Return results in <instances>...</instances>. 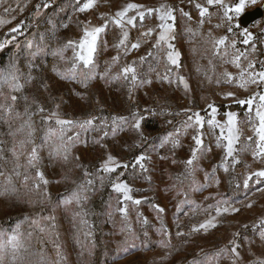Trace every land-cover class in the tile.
<instances>
[{"label":"rangeland","instance_id":"obj_1","mask_svg":"<svg viewBox=\"0 0 264 264\" xmlns=\"http://www.w3.org/2000/svg\"><path fill=\"white\" fill-rule=\"evenodd\" d=\"M49 2L51 7L47 9L41 7L39 16L35 15L36 5H42L43 0H5L4 5L0 6V18L7 20L15 17L11 23L0 27V40L11 39L10 29L22 22L25 25L21 29L22 34H16L17 38L14 42L0 50V69L6 68L14 58L18 61L20 82L25 84L23 91L18 93H10L7 87L3 89L5 96L11 94L18 96L15 111H19L23 119L0 118V142H2L0 148H3V152L0 153L2 157L0 173H3L0 175V188L6 186L8 178L11 177L12 185L18 190L16 194L8 193L0 196V231L11 233L15 231L17 225H20L24 234L23 239L30 245V252L46 250L51 261L56 259L54 244H59L67 257L66 264H193V261L202 259L204 253L211 254L228 245L235 232L240 233L236 240L240 244L238 251L242 256L241 264H254L258 257L264 258V245H261L253 227L264 216V193L259 191L260 188H264V184L253 183L247 190L235 186L243 179L240 173L244 169V163L252 164L253 169L264 165L253 162L250 154H244L242 156L244 163L237 165L235 171L230 169L229 172H224L222 167H218L223 159V150L216 147L215 139L205 125V145H210L212 151L198 161L197 166L201 170L195 173L197 184L194 185L193 178L186 176V166L183 163L190 157L193 130L190 129L186 135L180 136V145L174 149L171 144H165L163 148L159 146L163 137L179 128L181 122L186 119L187 114L183 110L187 108L200 111L201 115L207 118L205 111L207 104L214 102L219 109L217 117L219 120L225 119L226 111L237 112L240 120H244L246 107L236 104L235 98H246L255 91L264 90V86L262 88L252 86L245 91L235 84L217 83L220 73L227 70L237 74L238 69L231 64H222L218 57H214L212 45L206 40L210 41L208 33L211 32L216 38L228 35L229 40L235 38L241 41L243 37L240 33L243 28L241 26L236 28L235 25L239 24V19L246 12L256 8L264 9V0L249 4L239 18H235L233 13L234 19L231 22L223 18V9L209 6L211 15L205 18L202 28L199 26V12L194 6L197 0L192 2L189 0H98L96 7L85 13L76 12V0H49ZM128 2L142 4L146 8L158 7L160 3L166 2L173 8L182 7L191 14L192 20L188 21L179 12L176 13V39L173 41L181 53V67L178 72L187 79L190 92L186 93L182 85L177 83L161 82L155 72H150V67L157 68L158 71L164 69L163 60H157V50L153 47L155 34L147 42L141 40V47L138 50L129 48L128 54L125 55L123 49L115 47L119 30L111 25L101 35L96 53L97 76L90 81L87 88L75 81L62 79L54 71V69L64 71L70 67L69 63L54 57L51 53L58 45H63L68 40H79L82 36L81 21L91 20L93 25H102L104 21L100 19L101 14L114 15ZM199 2L204 3L205 0ZM226 3L235 5L238 0H226ZM6 7H11L15 11L5 13ZM52 23L57 26L55 38L51 32ZM64 24H68V27L64 28ZM157 24L158 20L155 16L146 17L143 27L138 23L136 28L130 29L129 45L141 38L142 31L155 28ZM217 24L221 27L217 28ZM229 26L233 27V33H228ZM187 27L202 34L191 36L186 30ZM247 29L254 35L255 40L249 45L238 42L237 47L242 51H248L250 58L257 61L256 67L259 69L261 67L259 62L264 61V18ZM41 34L44 36L43 41L40 39ZM29 39H33L44 51L34 57L30 56L25 48ZM17 43L20 45L19 51L15 47ZM253 45L256 48L255 53H251ZM149 52L152 53L151 56L148 55ZM118 54L119 63L112 64V58ZM159 55L163 57L164 54L161 52ZM71 56L72 50L68 49L65 57ZM142 56L146 59L143 64L137 63L138 75L140 79L151 78L153 82L151 85L136 87L129 92L130 84L122 79L113 80L112 77L117 75L124 65L133 61L138 62ZM242 63L246 64V61L242 60ZM109 66L111 70L108 77L101 78ZM29 75L34 77L31 83L26 82ZM229 91L234 92L236 97L225 99L223 94ZM22 96L28 97L27 104L20 98ZM0 102L3 100L0 99ZM38 104L45 108V112L32 117L35 128L34 144L41 158L39 167L50 181L47 185L50 199L24 188L22 179L27 166L26 155H21L19 160L21 167L16 168L17 161L10 151L14 144L18 146V142L26 138L25 133H19L15 138L11 135V132L19 128L23 120L27 119L23 116L25 107L30 112H36ZM57 104L60 105L58 110L55 108ZM146 107L154 108L156 114L143 113L147 117L142 125L143 140L130 127L118 129L116 134L112 135L113 116L127 117L133 111L137 109L143 111ZM52 111H58L61 119L75 122L97 118L93 127L85 129L73 127L66 133L67 136H76L79 133L80 141L72 149L68 162L49 156L51 142L46 138L49 125L41 119V115L47 116ZM162 112L164 114H161ZM176 113L181 114L176 115ZM2 116L3 113H0V117ZM102 117L108 118L107 128L100 127ZM51 126L58 127L54 120ZM242 128L244 137L253 134L247 125H242ZM105 131H108V136H104ZM138 141L139 146H136ZM241 142L243 143V137ZM32 146L29 144L27 151L30 152ZM107 153L129 165L141 153L150 157L145 161L147 171H141L138 167L118 169V172H125L122 179L132 186L133 197L142 200L139 206L129 202L127 222L115 211L117 194L112 191L107 178L103 186L99 180L95 181L86 193L88 199L83 202L82 208L77 207L75 203L67 207L63 204V200L77 188V185L84 182V170L96 173L102 161L106 159ZM76 157L79 159L77 160ZM161 157L166 158L161 159ZM173 160L176 162L173 163ZM213 168H216L215 175L220 181L218 187L213 181L205 179V172L211 173ZM16 171L21 172L22 175L17 176ZM28 174L34 175L35 169H29ZM112 175L114 177L116 174ZM91 178L95 180V176ZM209 184L211 186H208ZM31 185L32 180H29V188ZM198 185L204 187L194 190ZM43 189L44 186L41 185V192ZM218 200H227L241 210L233 215L221 216L219 226L206 234L201 232L191 237H176L177 224L180 226V231L187 233L193 224H198L206 218L207 214L196 209L197 205L207 208ZM182 201L189 202L182 204ZM249 201H255L251 209L243 206ZM154 204L165 209L162 219L172 233V246L169 248L160 244L164 237L157 232L160 220L157 219V213L152 208ZM80 211L87 213L84 218L91 225L90 228L82 225L79 217L74 218L73 213ZM138 213L147 217V224L141 222ZM50 216L54 217V220L46 219ZM126 223L130 224L135 233V237L130 238L127 244H125L127 233L122 234L120 231ZM244 225L248 227L245 228ZM40 228L48 231L41 232ZM89 230L92 236L85 237L83 233ZM29 233L32 234L31 239L28 237ZM125 248L128 250L124 251ZM31 259L35 260L36 257L32 256ZM220 264H230V262L228 259H221Z\"/></svg>","mask_w":264,"mask_h":264},{"label":"snow or ice","instance_id":"obj_2","mask_svg":"<svg viewBox=\"0 0 264 264\" xmlns=\"http://www.w3.org/2000/svg\"><path fill=\"white\" fill-rule=\"evenodd\" d=\"M192 2V0H189ZM5 0H0V6H3ZM98 0H76V12L85 13L91 11L96 7ZM257 0H238V3L235 5L226 3V0H205L204 3L195 2L194 6L199 12V26L203 27L205 23V18L210 17L211 13L209 11V6H216L223 9V18L231 22L234 19L232 15L234 13L235 18H239L246 10L249 4H256ZM19 7V5H17ZM41 7L47 9L51 7L49 0H43V4L36 5L35 15L39 16L41 14ZM5 13H10L15 11L11 7H6L4 9ZM63 11V9H61ZM179 12L182 17L187 18L188 21L192 20L191 14L184 10L182 7L173 8L168 3H160L158 7H145L142 4L128 2L121 9L115 12L114 15L106 16L101 14L100 19L104 21L102 25H93L91 20L81 21V31L82 36L79 40H68L63 45H58L55 49L52 50V55L58 57L59 59L70 64V67L64 71H59L54 69L62 79H68L75 81L81 84L84 88L89 86L90 81L94 80L97 76V63H96V53L98 51V45L101 41V35L109 28L113 26L119 30L118 42L115 45L117 49H123L124 54L127 55L129 48L132 50H138L141 47V40L147 42L154 34L156 35V40L153 45L154 49L157 50V60H163L164 69L163 71H158L157 68H151L150 72H155L156 77L161 82L177 83L182 85L186 93L190 92V85L187 82V79L180 75L178 70L181 67V53L176 48L173 41L176 39L175 30H176V13ZM155 16L158 20V24L155 28H147L141 32V38L138 39L135 43L129 45V33L130 29L136 28L138 23L141 27L144 25V21L147 18ZM15 19H3L0 18V27L4 24L11 23V20ZM25 27L24 23L18 24L16 27L10 29L9 35L11 39L0 40V50H3L8 45L12 44L17 36L16 34H22L21 29ZM56 24L52 23L51 32L53 38L56 35ZM64 28L68 27V24L63 25ZM217 28L221 27L220 24L216 25ZM236 28H240V24L235 25ZM187 32L191 36H196L202 34L198 31H194L191 27H187ZM228 33H233V27L229 26L227 29ZM240 35L243 37L241 41L233 38L229 40L228 35L221 36L216 38L212 35L211 32L208 33L209 40L212 45V54L214 57H218L222 64H231L236 69H238L237 74H233L225 70L223 73H220L217 78V83H228L235 84L238 88H241L245 91H248L250 87L255 86L256 88H262L264 86V61H260L261 67L257 69V61L250 58V53L248 51H242L237 47V43H242L243 45H249L250 42L255 40L254 35L247 29L243 28ZM41 41H43L44 36L41 34ZM17 51L20 49V45L17 43L15 45ZM25 48L28 50L30 56H36L40 52L44 51L39 44H35L33 39H29ZM35 48V51H33ZM68 49L72 50V56L70 58L65 57V53ZM195 51V49H193ZM163 53V57H160L159 53ZM256 48L253 45L251 47V53H255ZM152 55L151 52L148 54ZM145 57H140L139 61H133L131 64L124 65L120 72L113 76V80H123L130 84L129 92H131L136 87H143L145 85H151L152 79L145 78L140 79L137 72V63L143 64ZM120 56L119 54L112 58V64L119 63ZM246 61L245 63H242ZM209 64H212V61H209ZM111 66L105 70L101 78H107ZM213 71H215V66L213 65ZM175 73V79H173V74ZM21 75L18 68V61L14 58L11 59L9 65L0 69V99L3 102H0V113H3V116L0 118L3 119H23L22 114L19 111H15L16 102L18 96L11 94L5 96L3 89L8 88L10 93L22 92L25 84L20 82ZM34 79L31 75L27 78V83H31ZM77 95H80L77 93ZM224 98H235L236 94L234 92H226L223 94ZM25 101V104L28 102L27 96L20 97ZM131 98V97H130ZM10 101V103H9ZM35 103V101H33ZM235 103L240 106L246 107L245 118L243 121L239 118V113L234 111H226L224 113L225 119L223 121L219 120L218 114L219 109L215 103H208L207 109V118L201 115L200 111H193L191 108L184 109L183 112L186 115V119L181 122L179 128H176L173 132H169L166 136L163 137L160 147L163 148L165 144H171L172 148H176L180 145L179 137L186 135L188 130H193L194 134L192 135L193 146L190 149V157L183 161L186 166V176L193 178V184L196 185L195 173L198 170V161L201 157L205 156L207 153L212 151L210 145H205V125L208 126L209 133L215 139V145L217 148L223 150V159L221 165L224 172H229L236 170L237 165L244 163L242 161V156L244 154H250L253 162H259L264 165V90L255 91L250 96L246 98H235ZM60 107L59 104L55 106L58 110ZM45 108L42 105H37L36 112H30L27 107L23 116H26L27 119L23 120V123L15 131L11 132V135L15 138L19 133H25L26 138L21 139L18 142V146L14 144L11 148V153L14 159L17 161L16 168H20L19 160L21 155H26L27 166L25 173L23 174L22 184L25 189H29L32 192L42 194L43 197L50 199V193L47 191V185L50 181L45 177L44 172L40 169L39 165L41 163V158L38 154V148L34 144V123L32 117L37 114H43ZM143 113L149 115H155L156 111L154 108L146 107L143 111L137 109L131 113L130 116H113L111 118V127L112 135H115L117 130H123L126 127H130L136 133L139 134L141 140L144 139V132L142 125L146 120V116ZM190 113V114H188ZM161 114H164L163 112ZM171 115L172 113H168ZM181 113H176L180 115ZM41 119L47 123L49 126L46 132V138L51 142V150L49 152L50 157L57 159H62L64 162H68L69 157L71 156L72 149L76 146L79 141V133L76 136H67L66 133L73 127H78L81 129L93 127L95 125L96 117L89 118L81 122H75L71 120L61 119L58 111H52L47 116L41 115ZM101 125L102 128H107L109 121L107 117H102ZM55 121V125L58 127H52L51 122ZM171 123V121H168ZM242 125H247L250 128L252 135L244 137V132ZM218 131V134H217ZM108 131L104 132V136H108ZM243 137V143L241 142ZM103 139V137H101ZM2 143V142H0ZM99 143V141H96ZM31 144V151H27V146ZM139 146V141L137 145ZM19 149V150H18ZM3 152V148H0V153ZM2 158V157H0ZM166 157H161L165 159ZM78 160L79 157H76ZM150 157L141 153L134 158V162L129 165V163L121 162L117 157L113 156L111 153H107L106 159L102 161L96 173H89L87 169L84 170L85 180L82 184L77 185V188L72 191V193L63 200L65 207L75 203L77 207L82 208L84 201L88 199L86 195L87 191L95 183L96 180H99L101 186H103L105 179L107 178L110 182L111 189L114 193L117 194V207L115 211L119 213L122 219L127 222L129 220V202L132 205L139 206L142 203V200L136 199L133 197L132 186L122 177L125 175V172H118V169L127 170L129 167L136 169L137 167L141 171H147V166L145 161L149 160ZM176 161L173 160V163ZM35 169L34 175H29L28 170ZM216 168H213L212 172H205V179L213 181L216 186H219V179L215 175ZM116 174L114 177L112 174ZM17 176H21V172L16 171ZM3 175V173H0ZM243 177L242 181L236 183L237 188H243L245 190L249 189L251 184L261 185L264 184V166L253 169L252 164L244 163V169L240 173ZM95 176V180L91 177ZM150 179V178H149ZM29 180H32L31 188H29ZM41 185L44 186L43 191L41 192ZM208 186H211L209 184ZM204 185H198L194 190H199L203 188ZM17 188L12 185L11 177L8 178L7 185L0 188V196L7 195L8 193L16 194ZM260 192L264 193V188L259 189ZM214 199V197H212ZM189 201H182L181 203H188ZM194 203V202H191ZM255 201H249L244 203L243 206L251 209ZM152 208L157 213V219L160 220V227L157 229V232L164 237L160 241L162 247L169 248L172 246V233L169 231L167 226L164 224L162 219V214L165 209L159 205H152ZM202 213H206V218L198 223L193 224L190 227V230L186 233L179 230V224H177V231L175 233L176 237H191L194 234L198 233H207L211 229H214L219 226L221 223L220 217L223 215H233L240 212V207H237L235 204L230 203L227 200H218L214 205H208L207 208H203L200 205L196 206ZM87 213L80 211L73 213L74 218L79 217L80 223L86 228H90L88 221L84 218ZM111 215V213H109ZM138 218L141 219L143 224H147V217H143L142 213H138ZM48 220H54V217H47ZM38 223V222H34ZM55 225H53V228ZM247 228V225H244ZM254 231H256L261 245H264V216H262L258 222L253 226ZM41 232H46L45 228H40ZM121 233H127L125 236V244H127L130 238L135 237V233L131 228L130 224L123 226L120 229ZM85 237L92 236V232L85 231ZM23 232L21 231V226L17 225L15 231L7 233L0 231V264H66L67 257L63 254L61 246L59 244H54L56 250V259L51 261L47 256L46 250H37L36 252H30V245L26 243L23 239ZM147 235V233H145ZM32 234L29 233L28 237L31 239ZM240 233H233V238L229 241V244L224 248L218 249L214 253L203 254V258L197 261H193V264H220L221 259H228L230 264H241L242 256L238 249L240 244L237 242L236 237H239ZM251 243V241H250ZM135 247V245H132ZM128 249L125 248L124 251ZM32 256H35L36 259H31ZM254 264H264V258H257L254 261Z\"/></svg>","mask_w":264,"mask_h":264},{"label":"water","instance_id":"obj_3","mask_svg":"<svg viewBox=\"0 0 264 264\" xmlns=\"http://www.w3.org/2000/svg\"><path fill=\"white\" fill-rule=\"evenodd\" d=\"M263 18H264V9L256 8L242 15L241 18L239 19V24L242 28H249L251 25L255 24L256 22L260 21Z\"/></svg>","mask_w":264,"mask_h":264}]
</instances>
